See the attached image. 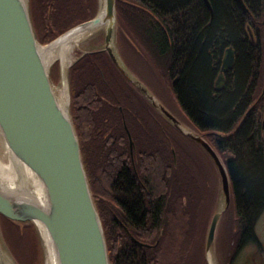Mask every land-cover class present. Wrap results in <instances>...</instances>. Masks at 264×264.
Instances as JSON below:
<instances>
[{
  "label": "trees",
  "instance_id": "trees-1",
  "mask_svg": "<svg viewBox=\"0 0 264 264\" xmlns=\"http://www.w3.org/2000/svg\"><path fill=\"white\" fill-rule=\"evenodd\" d=\"M209 2L211 9L204 0H117L116 42L127 66L145 84L149 70L141 75L138 69L164 67L163 76L192 129L217 147L227 165L234 183L235 229L220 264H234L248 245L264 249L256 232L264 213V99L257 103L253 94L257 81L260 91L264 87L263 57L260 45L254 47L248 38L250 31L264 28V0H245L248 13L236 0ZM30 5L44 45L99 11V0H39L35 5L31 0ZM124 32L133 62L142 66L138 69L120 49ZM228 46L237 53L234 73L217 92L214 78ZM69 75L71 114L110 264H208L205 248L198 251L193 242L195 224L207 210L198 192L204 182L193 160L182 161L178 152L175 161L166 145H195L193 139L176 130L103 48L84 54ZM126 125L135 143L136 167ZM2 219L11 227L6 238L18 262L45 264L34 224L0 214Z\"/></svg>",
  "mask_w": 264,
  "mask_h": 264
},
{
  "label": "water",
  "instance_id": "water-1",
  "mask_svg": "<svg viewBox=\"0 0 264 264\" xmlns=\"http://www.w3.org/2000/svg\"><path fill=\"white\" fill-rule=\"evenodd\" d=\"M205 1L211 9L209 0ZM236 1L245 13L249 12L244 0ZM116 6L117 0H103L94 18L44 45L37 37L29 0H0V129L16 159L30 167L46 193L45 199L39 201L33 195L10 189L0 181V214L19 222H42L57 264H110V259L102 217L92 197L70 102L67 107L62 105L55 94L48 50L76 33L105 28L103 50L156 107L175 125H181L162 103H156L148 87L128 69L115 49ZM249 35L254 41V33L250 31ZM87 52L90 51H84L79 58ZM224 54L222 73L233 66L234 49L229 47ZM66 77H69L68 73L61 68V80ZM126 130L133 151L134 140L127 125ZM186 133L210 153L222 177L226 205L210 222L206 246L209 258L218 222L231 203L230 177L212 146L200 135ZM208 260L212 264L211 259ZM0 264H5L1 256Z\"/></svg>",
  "mask_w": 264,
  "mask_h": 264
},
{
  "label": "rangeland",
  "instance_id": "rangeland-1",
  "mask_svg": "<svg viewBox=\"0 0 264 264\" xmlns=\"http://www.w3.org/2000/svg\"><path fill=\"white\" fill-rule=\"evenodd\" d=\"M33 4L35 5L39 0H32ZM29 4H31V0H29ZM35 7V6H34ZM36 8V7H35ZM30 10H31V5H30ZM264 23V20H263ZM117 28V27H116ZM118 29V28H117ZM117 34V31H116ZM128 34L126 32H124V36H121L119 38V44H120V49L123 52V55L125 56L126 59L130 60L132 62V64L136 65L137 69L139 67H142L140 65V63L138 61L133 62L132 60V56L130 54V51L128 50V48H126L125 43L127 42V38ZM95 39V38H94ZM103 43H104V34L103 32L98 34V37L95 40H90L85 44V50H89L90 52H96L98 50H101L103 48ZM83 48H78L75 50V54L80 57L83 54ZM139 63V64H138ZM138 64V66H137ZM149 70V73H146L145 78H146V87H148L149 91L152 93V95L154 96L156 103L160 102L162 103L166 109L168 111H170L174 116H177L178 118L181 117L182 121L179 119L181 126L183 129H185L187 132H194L196 133L197 131H193L194 129H192L191 127V121L189 119H187L186 115L184 114L185 111L182 109V107L177 103V99L175 97L174 91H172V88L169 81H167L168 79H165L166 77H164V72L165 69L164 67L161 68H145L144 71L140 69L139 72H141V75H143V72L145 73L147 70ZM154 73V75L152 76V73ZM51 76H52V81L55 85H61L62 84V80H61V67H60V63L59 61H57L52 67H51ZM68 81H69V99H70V108H71V98H72V85L70 83V75L68 72ZM167 81V82H166ZM148 99V98H147ZM151 103L156 107V104L154 102L151 101ZM157 109H159L158 107H156ZM173 110V111H172ZM176 117V118H177ZM184 117V118H183ZM171 121V120H170ZM172 122V121H171ZM173 123V122H172ZM175 125V124H174ZM187 128H185V127ZM198 133V132H197ZM195 146L192 143H189L188 146L184 145L183 143L180 144L179 146H177V151L175 153V156H178V152L179 155L181 156H185L186 159H188L187 161L190 162V160H193L192 162L194 163L195 166L199 167L198 172H202V170H206V172H208V176H202L201 175V179L202 182H204V185L199 189V193L201 194V198L202 201H204V203H202L203 205L205 204L207 206V210L199 215V219L197 220L196 225V235L194 237L193 242L196 244L197 249L199 251V249H203L205 248V253H206V260L209 263V258H208V253L206 250V246H207V237H208V233H209V228L211 225V221L212 218L214 216V214L216 212H218V210H222L223 208H225V197L222 191V185L220 183V190L217 191L212 185H213V181H212V177L214 179V173H213V168H211V166L209 165V161L207 160V158H205V156H203L201 153H199L197 150H195L194 148ZM177 160V158H176ZM182 174H184V170H182ZM216 177V176H215ZM186 180L184 181V184L187 185L186 181L189 180L188 176L185 178ZM204 179V180H203ZM209 180L212 185H210L208 183ZM216 181V179H215ZM187 188V186H186ZM232 200V199H231ZM230 200V201H231ZM232 202L229 204V206L226 208L228 209L231 205ZM208 204V205H207ZM225 209V211H226ZM202 210V208H201ZM225 211H223L221 218L218 222V227H217V231H216V237H215V241L213 243V247L210 251V253L212 252L214 254V259L216 261V264H220L221 263V259L225 258L224 254L226 251L229 252L230 250V241L228 240L230 238V235L232 233V231H234L235 229V212H234V206L232 205V208H230V210L228 211V215L226 218L225 216ZM28 222V221H26ZM32 224H34V226L36 227L37 231H38V237L40 240V244L43 248V251H45L44 249V243H43V237L41 236L37 224L34 223L33 221H31ZM29 223H26V225ZM21 227H24L25 224H20ZM186 226H188V224H186ZM185 226V230L187 233V227ZM256 232L257 235L260 239V241H262V245L264 246V213L262 214V216L260 217L257 226H256ZM0 234L1 237L6 245V247L8 248V250H10V246L7 242V238L6 237H10L12 234V230L11 227L8 225V223L6 222V220L2 219V221H0ZM6 236H5V235ZM232 236V235H231ZM234 241H232L231 243L233 244ZM206 244V245H205ZM11 255L13 256L16 264H21L18 262V260L15 258L14 254L12 253V251L10 250ZM44 263L46 264V253L44 252ZM210 256V254H209ZM234 264H264V249L255 245V244H250L248 245L240 254V256L238 257L236 263Z\"/></svg>",
  "mask_w": 264,
  "mask_h": 264
},
{
  "label": "bare ground",
  "instance_id": "bare-ground-1",
  "mask_svg": "<svg viewBox=\"0 0 264 264\" xmlns=\"http://www.w3.org/2000/svg\"><path fill=\"white\" fill-rule=\"evenodd\" d=\"M205 1V0H204ZM245 1V0H244ZM206 3V1H205ZM238 3V2H237ZM103 0H99V8L102 7ZM207 4V3H206ZM30 5V4H29ZM103 32L105 35V28L86 30L76 33L60 44L51 47L48 50V61L51 67L59 61L60 67L66 74L69 72L70 67L80 59L76 54L75 50L78 48H85V44L90 40H95L98 34ZM95 38V39H94ZM116 41V40H115ZM104 47V43L102 45ZM118 54L121 55L117 49V42L114 44ZM89 51V50H83ZM122 57V56H121ZM125 62L124 58L122 57ZM126 63V62H125ZM127 64V63H126ZM69 78V77H68ZM68 78H64L61 85H54L55 94L59 98L62 105L68 106L69 99V81ZM37 175L30 169L28 165L22 161L16 159L13 152L10 150L8 145L3 139L2 131L0 129V181L10 189L20 191L22 193H28L33 195L39 201H43L46 197L45 189L37 179ZM38 230L43 237L44 249L46 253V264H57L54 252L51 248L49 235L45 225L42 222H36ZM209 258L212 264H216L214 254L209 253ZM0 256L4 260L5 264H16L10 250L6 247L1 234H0Z\"/></svg>",
  "mask_w": 264,
  "mask_h": 264
},
{
  "label": "flooded vegetation",
  "instance_id": "flooded-vegetation-1",
  "mask_svg": "<svg viewBox=\"0 0 264 264\" xmlns=\"http://www.w3.org/2000/svg\"><path fill=\"white\" fill-rule=\"evenodd\" d=\"M254 35H255V40L253 41L252 40V38L250 37V35H249V42L250 43H252V45L254 46V47H257V46H259L260 47V50H262V52H260V55L263 57L262 59H263V66H262V73L260 72V75L262 76V78H263V81H262V85L264 86V28H263V30H259V31H257V32H255L254 33ZM230 46H228V47H226L225 49H224V51H223V53H222V60H221V64H220V67H219V69H218V71H217V74H216V76H215V78H214V90H216L217 92H221L222 90H224V87H225V84H226V81H227V78L230 76V75H232L233 76V73H234V67H235V64L234 63H236V60H237V53H236V51L234 50V63H233V66L230 68V69H228L227 71H223V73H222V65H223V59H224V57H225V54L224 53H226V50L229 48ZM128 69H130V68H128ZM131 70V69H130ZM221 74L223 75V77L221 78ZM135 75V74H134ZM137 76V75H136ZM231 76V77H232ZM137 78L139 79V77L137 76ZM259 79H260V77H259ZM141 80V79H140ZM142 81V80H141ZM174 81L176 82L177 81V78H175L174 79ZM143 82V81H142ZM252 82H253V78H251L250 79V81H249V84H248V87L247 88H249L250 86H252L251 84H252ZM144 83V82H143ZM259 82L257 81L256 83H254L255 84V89H254V92H253V94H255L256 96H257V98H256V101H257V103H258V101L259 100H262V99H264V87H263V90H261L260 91V88H259V84H258ZM145 84V83H144ZM146 85V84H145ZM259 88V89H258ZM146 96V95H145ZM147 97V96H146ZM257 103H255L254 104V106H252V107H250L249 109H248V111H247V113H246V115H248L249 113H250V111L252 110V108L253 107H255V105L257 104ZM121 110H122V108H121ZM160 111H161V109H159ZM162 112V111H161ZM163 113V112H162ZM164 114V113H163ZM165 115V114H164ZM166 116V115H165ZM167 117V116H166ZM126 127V126H125ZM175 127L177 128L176 130H178L179 132H181V133H183L184 134V136L185 137H187V138H190L188 135H187V133H186V131L184 132L183 131V128L181 127V126H177V125H175ZM185 127V126H184ZM185 128H187V127H185ZM193 131H195V130H193ZM195 134H198V135H200L201 137H203L201 134H199V133H195ZM127 135H128V133H127ZM128 139H129V136H128ZM191 139V138H190ZM203 139H205V137L203 138ZM211 146H212V148L216 151V153L219 155V157L221 158V156H220V154H219V152H218V149H216L217 147H215V146H213L207 139H205ZM193 143L195 144L194 146V148H195V150H197L199 153H201L203 156H205V158H207V160L209 161V165L211 166V168H213V173L215 174L214 175V179H213V177H212V181H213V187L215 188V189H217V191H219L221 188H220V183H221V185H222V177H221V174H220V172H219V170H217L218 169V167L216 166V164H215V162H214V160H212L213 158H212V156L210 155V153L200 144V143H198L197 141H195L194 139H193ZM128 143H129V147H130V154H131V157H132V160H133V164H134V167H136L135 166V164H136V162H135V156H136V154L134 153L135 152V143H134V147H133V151H132V149H131V143H130V140L128 141ZM167 144H169L168 146L170 147V150L168 151V155L170 154V156L171 155H173V157H174V160L176 161V156H175V153L177 152V151H174V150H177V147L175 148V146H174V144L172 143V142H167L166 143V145ZM184 145H187L188 146V142H184L183 143ZM163 145H164V143H163ZM181 158H182V161H187L188 159H186V157L185 156H181ZM221 160H222V162L224 163V160L221 158ZM188 162V161H187ZM225 164V163H224ZM225 166L227 167V165L225 164ZM227 169H228V167H227ZM198 170H199V167H198ZM184 171H185V169H184ZM228 172H229V170H228ZM201 175L202 176H208V172H206V170H202V172H201ZM216 176V177H215ZM229 177H230V189H231V192H233L234 191V183H233V180H231L232 178H231V176H230V173H229ZM215 179H216V181H215ZM208 181V183L210 184V185H212V183L209 181V180H207Z\"/></svg>",
  "mask_w": 264,
  "mask_h": 264
}]
</instances>
